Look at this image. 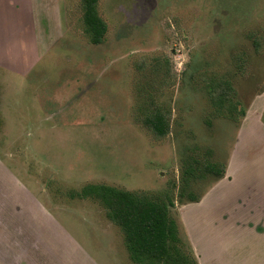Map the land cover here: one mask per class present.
<instances>
[{
  "label": "rangeland",
  "instance_id": "rangeland-1",
  "mask_svg": "<svg viewBox=\"0 0 264 264\" xmlns=\"http://www.w3.org/2000/svg\"><path fill=\"white\" fill-rule=\"evenodd\" d=\"M23 1L0 8V264H133L103 206L80 197L93 184L172 200L197 264H264L258 213L236 217L240 235L201 238L226 191L183 175L191 160L229 163V181L253 183L236 196L264 198V0H98V46L81 0ZM213 80L232 83L240 124L217 116ZM158 110L164 137L145 123Z\"/></svg>",
  "mask_w": 264,
  "mask_h": 264
},
{
  "label": "trees",
  "instance_id": "trees-1",
  "mask_svg": "<svg viewBox=\"0 0 264 264\" xmlns=\"http://www.w3.org/2000/svg\"><path fill=\"white\" fill-rule=\"evenodd\" d=\"M81 2L85 31L90 43L98 46L103 42L107 30L97 12L98 0ZM208 93L217 116L240 123L246 108L237 101L231 82L213 80ZM145 123L158 137L169 133V124L159 110L148 116ZM196 170L217 181L224 177L225 163L202 166L191 160L186 164L183 175L186 178L194 177ZM80 197L94 199L103 206L107 218L122 231L133 264H197L189 242L181 238L177 222L171 216L172 200L163 201L143 193L100 184L85 186ZM200 198L201 195H188L185 202L196 203Z\"/></svg>",
  "mask_w": 264,
  "mask_h": 264
},
{
  "label": "crops",
  "instance_id": "crops-1",
  "mask_svg": "<svg viewBox=\"0 0 264 264\" xmlns=\"http://www.w3.org/2000/svg\"><path fill=\"white\" fill-rule=\"evenodd\" d=\"M15 0H0V8H16L15 5ZM36 0H24L23 4L21 3V5H18V8H33V7H38L41 6L42 8V4L37 3L35 4ZM34 2V4H33ZM25 59H29V56H24ZM263 93V94H262ZM261 93V95H257V98H260L262 95H264V91ZM242 122V119L240 121V123ZM239 123V124H240ZM231 172H232V167L229 163H225V174L224 177L215 181L216 183V187L219 189L221 188L222 190L226 191L225 196L222 197H217V201L215 204V209L218 211L216 213H220V215H216V218L218 216L221 217L222 222L218 223L217 225H214L215 222H211L213 223V225L211 226H207L205 225V223H203V219L205 216V214H200V225H199V230H198V235L201 238L207 237V236H216V235H222L224 231V229L228 230V231H234L236 232L238 235H240V229H244L243 225L240 224V219H237V221H235L236 217L237 218H248L249 216H253L252 212H257L258 213V217H256V221H258V224L262 225L263 227H261V229L264 228V198L262 196H259L258 200H253L251 198H248L247 195L242 196V194L240 196H236V187H239L242 183H252L251 181V176L249 175H243V181H239L236 185L235 179L229 181V177L231 176ZM245 174L250 173L249 169L244 170ZM258 172L260 173V175H263L264 177V167L261 168V170H258ZM252 173L256 174V171H252ZM259 176V175H258ZM255 175L252 176V180L254 179ZM255 182V180H253ZM242 182V183H241ZM233 185L230 191V185ZM260 189L262 188L261 185L262 184H258V182L256 183ZM255 184V185H256ZM256 187V186H255ZM204 197L202 199V196L200 198V200L198 202H196L197 204H203ZM196 203H192V204H196ZM217 207V208H216ZM225 207V208H224ZM221 213H226V214H221ZM258 218V219H257ZM244 219L242 221H244ZM214 220V219H213ZM217 221V220H215ZM247 226V225H246ZM212 227V228H211ZM264 230V229H263ZM247 231V230H246ZM190 232L192 234L193 230L192 228L190 229ZM258 234V232H257ZM190 235V233H189ZM263 235V234H261ZM260 235V236H261ZM222 236H228L225 232V234H223ZM189 244L192 247L195 246V241H193V239L191 240L190 237V241ZM196 247V246H195ZM193 251V249H192ZM194 254V253H193ZM94 264V263H93Z\"/></svg>",
  "mask_w": 264,
  "mask_h": 264
}]
</instances>
